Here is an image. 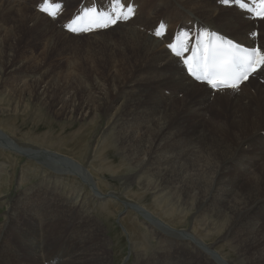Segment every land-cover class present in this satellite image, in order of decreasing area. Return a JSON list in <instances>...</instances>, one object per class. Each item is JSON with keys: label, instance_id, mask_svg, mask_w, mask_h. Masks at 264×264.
<instances>
[{"label": "bare ground", "instance_id": "6f19581e", "mask_svg": "<svg viewBox=\"0 0 264 264\" xmlns=\"http://www.w3.org/2000/svg\"><path fill=\"white\" fill-rule=\"evenodd\" d=\"M206 1L208 4L204 0H128L125 3L132 4L136 11L127 22L107 27L106 32L97 35L95 32L81 37L83 31L78 30L72 34L78 38L70 40L66 36L72 35L65 31V23L58 19L60 14L51 19L49 15L40 13L38 8L43 5L42 1L37 3L36 11V1L0 0V20L10 22L7 30L0 24V35H3V38L0 36V48L2 44L15 46L16 36L23 35L39 37L38 42L50 48L53 44L57 45L56 38L61 36L74 45L70 44L79 74L84 75L80 67L86 68L83 59L93 66L86 85L67 78L63 81L62 93L57 94L53 91L57 86L54 83L31 80L21 85L22 90L32 96L45 93V100L59 105L57 114L64 117L77 114L93 119V123L99 116L107 121L109 119L111 135L102 134L97 138L95 154L102 158L106 145L115 146L117 156L120 155L124 164L135 171L137 181H160L159 189L151 194H179L181 207L175 209L184 216L194 212L190 229H175L150 211L142 210L148 225L158 227L164 240L157 245L153 258L144 255L145 249L135 252L134 264H176L159 260V255L173 249L172 244L185 250L197 264H264V84L261 82L264 70L250 76L247 81H254L253 85L248 82V85L243 84L239 94L232 90L214 91L204 83L194 82L183 70L180 60L167 48L181 29L188 33L176 41L182 47L184 42L189 45L194 41L201 30L208 29L248 47L259 45V48H264V26L257 22L261 19L251 20L234 5L229 8L215 5L217 0ZM151 6H154L155 12L149 10ZM224 11L227 13L224 14ZM124 13L121 7L116 10V14ZM161 19L167 22L168 31L157 38L154 32ZM110 20L105 23L110 24ZM160 23L163 24L162 21ZM254 30L260 33L259 38L252 37ZM10 37L13 39L11 42ZM8 84L12 87L11 82ZM137 86H141L142 94L152 96L153 102L141 103L139 99L142 97L135 99L132 96L134 99L129 103L137 106L136 115L123 105L120 110L115 109V104L124 101V97L133 92L125 88ZM146 87L155 90L158 96L148 93ZM12 90L11 98L15 92ZM111 94L115 96L110 97ZM186 94L191 97L196 95L197 99L190 101ZM104 97L109 105L102 101ZM210 98L216 101L222 98L225 104L231 105L229 119L206 113ZM103 102L107 108L100 113L104 108ZM166 103L173 108H168ZM204 115L210 126L215 124L211 143L203 140L204 133L199 129H187L191 128L188 125L193 118L202 120ZM1 134L0 131V150L9 149L18 154L15 143ZM260 134L262 143L259 145L262 148L258 149L253 139ZM224 137H227L225 141ZM21 148L25 154L30 150L32 157L46 160L58 173L54 174L56 177H61V174L79 176L81 182L83 180L93 189L91 196L99 200L98 209L104 211L109 195L101 193L99 186L96 187L98 189L93 187L96 186L93 173L90 167L85 168L82 157L77 159L49 149ZM83 148L86 150L84 145ZM237 167L246 169L247 173H237ZM222 172H229L230 175H222ZM231 173L243 177L245 184L239 186L233 180L236 176L233 178ZM29 191H20L5 210L6 218L0 223V264H54L55 260L60 264H89L88 260L90 264L107 263L105 258L103 263L97 261L100 258L98 249L99 246L102 250L107 249L113 241L100 236L93 240L103 227L97 223L99 218L91 215L88 201L84 203L85 200L78 198L69 200L63 189H37L32 196ZM81 192L77 195L80 196ZM155 201L159 202L157 198ZM56 223L61 225L62 230L54 228ZM47 227L52 230V241L49 242L52 247L59 239L54 255L52 247L47 249L42 239L48 234ZM224 244L234 250L237 257L227 258V254H222L219 248L223 249ZM131 245L136 247L133 242ZM83 251L86 254L80 255ZM45 258H48L47 263Z\"/></svg>", "mask_w": 264, "mask_h": 264}, {"label": "rangeland", "instance_id": "374dc122", "mask_svg": "<svg viewBox=\"0 0 264 264\" xmlns=\"http://www.w3.org/2000/svg\"><path fill=\"white\" fill-rule=\"evenodd\" d=\"M25 1L29 3H34L36 1L35 10L37 11V3L43 0H21L23 3ZM62 1H64L62 8H60V10L55 8V12H61L58 19L61 20V23H65L69 20L67 18L71 15L72 10L76 8L81 0ZM126 1L128 0H125V2ZM91 2L92 0L85 1L84 5ZM109 2L110 1L105 2V0H96L95 5L99 7L107 6ZM204 2L205 4H208L206 0H204ZM51 3L59 4L62 2L60 0H48V3L46 5L43 4L42 6L46 9V11L51 12V10L47 8ZM69 5H71L70 8H68ZM64 6L66 7L65 17L63 15L65 13ZM38 10H40V7ZM149 10L151 12H155L154 6H151ZM79 11L80 10H77L76 12L79 13ZM257 22L259 25L264 26V21ZM1 23L5 26L4 28H6V30L9 28V21L4 22V20H0V24ZM1 29L2 27L0 26V31ZM105 29L106 28L102 31L98 30L88 33L83 31V34L80 36L84 37L95 32L97 35V33L106 32ZM167 31L168 29L166 28V32ZM0 36L3 38V35ZM66 37L70 40L73 37L78 38L77 35ZM256 37L259 38L260 33H258ZM37 39H39V37L29 38L27 35H23L22 37L16 36V41L13 43L15 46H6L2 44V47L0 48V131L2 133L1 135L8 138L7 140L12 141L13 144L15 143V146L18 149V154L17 151L12 152L9 149L0 150V223H3L6 218L4 213L7 211L6 209L8 208L10 201H13L20 191L24 192V190H30L29 193L31 192L30 196H32V194H35L37 189L52 190V188H57L59 191L63 189V191L66 192L65 195L70 197L69 200H77L78 198L80 201L81 199L85 200L84 203L88 201L90 204L88 207L92 208L91 215L93 214L99 218L100 222L97 223L101 228H103L93 240L95 241L100 236L101 238H106V240L111 239L113 241L112 244H109V249L107 248L102 250V246H99L98 250L100 258L97 260L98 262L100 261L103 263L105 258L107 262L106 264H134V253L139 251L142 252L143 249H145V256L151 258L155 257L154 251L157 248V245L162 243L164 237L163 235H159L160 232L158 227L155 225H153L154 227L148 225L145 220L146 216L141 213L142 210L145 212L146 210H148V212L150 211L153 215L159 217L161 221L169 223V227H173L175 229H190L191 222L193 221L191 217L194 212H190L188 215L184 216L178 212L177 209H175L179 206L181 207V197L179 194H174V196L176 195V198L171 196V194L164 192L160 193L161 195L155 193L151 194L153 190L159 189L160 181H137L135 179V171L124 164L120 155L119 157L117 156L118 153L116 152L115 146L106 145L104 147L105 150L102 158H100L98 154H95L94 147L96 145L97 138L102 134H107L108 136L111 135L110 133L112 130L109 128L111 127L109 126V119L107 121L103 116H99L96 123H93V119H89V117H80L77 114L67 118L66 116L64 117L63 115L57 114V108L59 105L55 106L51 101H46L43 96L45 93L32 96L25 92V90H22L21 85L31 80L39 81V83L48 81V84L54 83L57 85L56 89H53V91L59 94L62 93L61 88L64 83V79L69 78L70 81L76 79V81L80 82L81 85H86V79L89 81L88 77L91 74L93 66L89 61L87 62L83 59L82 62L86 68L83 69L80 67V69L84 75L78 73V67L75 66L76 63L73 61L75 58H73L74 45L72 42L64 40L61 36H57V45L53 44L49 48L47 44H43V42L39 43ZM11 41H13V39L10 37L9 42ZM162 42L164 45V41ZM70 44L73 46H70ZM107 60H109V58ZM132 80L134 81V78ZM10 82L12 87L8 84ZM247 82L244 83V86L248 84H251L252 86L254 83V81L251 80L248 84ZM84 87L85 86H80L79 88ZM11 88L15 91L13 93V98H11V94L13 92ZM134 88L135 87L125 88L130 90H127L128 92H133L127 94L125 96L126 98L124 97L123 99L124 101L115 104V109L119 108L118 110H120L123 105L125 109H128L129 112L130 110L133 111L136 115V113H138V108L137 106L131 105L129 103L130 100L134 98L136 99V97H142L139 99V102L141 103L144 101L149 103L153 102L154 99L152 96L148 97V95L140 92L141 86H137L135 90H132ZM8 90L11 93H9ZM146 90L150 94H158L155 90H148L147 87ZM135 92H137V94ZM234 92L239 94L240 90ZM111 96L114 97L115 95L111 94L110 97ZM132 96H134V98ZM186 97L190 101L197 99L196 95L191 97L186 94ZM211 98L209 99V106L205 110L206 113L208 115L214 114L219 118L228 117L229 119L228 111L230 110L229 106L231 105L225 104V100L222 98H219V101L212 100ZM102 101L105 102V97ZM105 103L106 105H109V101H106ZM105 103L103 105L104 108L101 109L100 113L106 111L107 106H105ZM169 103H166L168 105L167 107L172 109L173 107L171 104L169 105ZM166 104L163 106L165 107ZM106 114L108 117V112ZM206 117L207 116L204 115V119H202L204 123L199 118H193L196 120L194 121L192 119L190 123L194 124L188 125V127L191 128L187 129L197 128L195 131L199 129L200 132L204 133L203 140L211 143L213 137L212 128L215 124L210 126L207 123L208 121L206 120ZM199 122L202 124H199ZM181 126L185 125L181 124ZM226 139L227 137H224V141ZM253 142L258 149H261L262 145H259L262 143L261 134L254 138ZM83 145L86 150H84ZM242 146L244 147V145ZM245 147L247 146L245 145ZM20 148L22 150L29 148L43 150L49 149L64 153L77 159L82 157L83 165H86L85 168L88 167L89 169L90 167V170L93 173L92 178L96 183V186L93 185V187L98 189L96 187L99 186L101 193L109 195L107 198L105 197L106 200H108L104 205L105 212L98 209L97 201L99 200L91 196L90 193L93 189L85 185L83 180L81 182V178L79 176L76 178V176L71 174H61V177H56L54 174L58 173L46 160L44 161L43 159L32 157V151L30 150L25 154L21 152ZM80 151L85 153H79ZM229 172H222V175H230ZM236 172L241 174L247 173L246 169L244 170L241 167H237ZM232 176L234 178L236 175L232 174ZM236 177L233 180L236 181L239 186H241V184H245L243 177L239 178L238 175ZM82 186L84 187L83 190L81 189ZM80 190L82 192L81 195L78 196L77 194ZM112 196L114 197L113 199ZM155 198L159 200L158 203L155 201ZM101 206L103 207V205ZM169 206H172L173 208H169ZM42 226L44 228L45 224ZM50 226L52 225L50 224ZM60 226L61 225L56 223L54 228L62 230ZM49 227H47L48 231L46 230V234L48 233L47 236L42 237L43 242L47 244V249H51L52 247L51 243H49L52 241L50 234V231L52 230ZM197 230L200 231L201 228H197ZM204 239L207 243H210L207 238ZM57 240L59 241V239ZM58 241H56L55 245L52 247V255L55 253ZM132 242L136 244V247L131 245ZM224 245L223 249L219 248L222 254H227V258L237 257L234 250H230L226 244ZM172 246L173 249L169 253L159 255V260H165L166 262L173 261L176 264H197L195 259L187 255L185 250L178 248L173 244ZM82 254L84 255L86 253L83 251L80 255ZM110 259H112V262H110ZM47 260L48 258H45L46 263ZM87 262L90 264L89 260ZM54 264L60 263L55 260Z\"/></svg>", "mask_w": 264, "mask_h": 264}, {"label": "snow or ice", "instance_id": "6c2138e0", "mask_svg": "<svg viewBox=\"0 0 264 264\" xmlns=\"http://www.w3.org/2000/svg\"><path fill=\"white\" fill-rule=\"evenodd\" d=\"M223 5L236 4L242 5L243 0H219ZM44 3H48V0H44ZM261 5H264V0H259ZM112 12L100 11L97 12L96 8H87V12H96L98 16L111 17L109 23H101L97 21L98 27L107 28L109 26H115L119 22H127L131 19V16L126 13L135 14L136 9L130 3H125V0H112ZM119 5L122 9L125 10L124 14H116L115 6ZM54 7L57 10H60L61 6L55 4ZM40 11L49 15L50 17H55L54 13L46 12V9L41 6ZM80 17H75L69 23L65 24V29L69 32H77L76 28H73L72 25L76 23V20ZM264 21V14H261L259 17ZM164 25L161 24L158 26L157 30L154 32V35L157 38H161V32L159 28H163ZM91 29L81 28L79 31H88ZM188 35V33H178L177 36L173 37V42L168 45L170 51L174 55L182 56L183 53L191 52L192 55L184 57L183 62L188 68L189 75H192L197 80H203L207 82L211 87L217 89L218 91L222 90H232L238 91L241 86L247 82L250 76L255 75L257 71L264 70V48H246L240 46L238 43H235L230 38L224 37L222 34L216 32L206 33L201 32L200 35H210L213 38V42L209 44L200 43L199 45L193 44L192 47H188V42L183 44V53L175 51V45L177 39L180 36ZM253 37L257 34L252 33ZM216 40H220L222 45H228L227 48L222 45H217ZM235 50V51H234ZM189 60L193 61V64L189 66ZM199 72L200 75H196ZM220 86L217 88V86Z\"/></svg>", "mask_w": 264, "mask_h": 264}]
</instances>
